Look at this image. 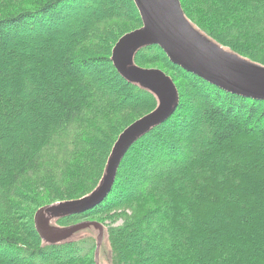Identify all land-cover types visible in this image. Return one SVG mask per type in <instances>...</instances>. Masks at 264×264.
Wrapping results in <instances>:
<instances>
[{"label":"trees","instance_id":"16d2710c","mask_svg":"<svg viewBox=\"0 0 264 264\" xmlns=\"http://www.w3.org/2000/svg\"><path fill=\"white\" fill-rule=\"evenodd\" d=\"M91 1L0 0V204L28 205L19 231L0 210V264H94L91 239L43 246L34 213L90 193L117 135L156 106L110 59L118 39L141 26L133 1ZM180 3L207 36L264 66V0ZM27 36L35 48L19 42ZM168 60L149 46L134 62L173 79L175 113L129 148L101 204L58 225L102 223L118 209L123 222L107 234L113 264H264V101ZM136 177L145 190L129 185ZM59 179L84 185L76 193Z\"/></svg>","mask_w":264,"mask_h":264},{"label":"water","instance_id":"95a60500","mask_svg":"<svg viewBox=\"0 0 264 264\" xmlns=\"http://www.w3.org/2000/svg\"><path fill=\"white\" fill-rule=\"evenodd\" d=\"M141 26L118 39L111 49V63L128 83L152 95L156 106L130 123L111 148L104 172L95 188L73 200L58 201L34 213L35 229L43 246L64 245L85 239L94 241V264H113L108 229L95 220L67 226L58 221L91 211L111 193L116 172L128 152L140 138L168 120L179 105V93L173 79L160 69L138 66L136 54L149 46H158L168 61L186 72L228 93L264 101V66L246 59L202 32L182 11L180 0H132Z\"/></svg>","mask_w":264,"mask_h":264},{"label":"rangeland","instance_id":"374dc122","mask_svg":"<svg viewBox=\"0 0 264 264\" xmlns=\"http://www.w3.org/2000/svg\"><path fill=\"white\" fill-rule=\"evenodd\" d=\"M97 1H101V3H102V0H97ZM96 1V2H97ZM91 2H94V0H92ZM96 2H94V3H96ZM93 3V4H94ZM102 5H105V4H102ZM70 8H71V6H70ZM69 8V9H70ZM79 19V15H77V13L76 14H72L67 20H66V22H65V24H72V23H74L75 21H77ZM123 23V22H122ZM128 26V25H127ZM36 40V38L34 39V37L32 36H27V37H23V38H21L20 39V41L19 42H21V43H23V45H24V47H26L27 49H28V46L29 47H31L32 49L33 48H35L36 47V44H37V42L35 41ZM114 47V46H113ZM29 50V49H28ZM27 50V51H28ZM163 52V51H162ZM164 53V52H163ZM22 54V53H21ZM165 54V53H164ZM23 56L25 55V54H22ZM165 56H166V54H165ZM166 58L168 59V57L166 56ZM145 68H147V69H151V68H154V69H159V68H157V67H155V66H150V67H145ZM125 80V79H124ZM126 81V80H125ZM127 82V81H126ZM177 88V87H176ZM177 90H178V88H177ZM179 92V91H178ZM188 98H191L190 100H193V103H194V106L196 107V109H199L200 111H201V109H203L202 108V106H203V104H202V102L199 100V98H198V96H196L195 94H193L192 92H190V95L188 96ZM156 103V102H155ZM193 114V112L191 113V115ZM146 115V114H145ZM144 116V115H143ZM140 118V117H139ZM139 118H137V119H139ZM136 120V119H135ZM134 120V121H135ZM133 121V122H134ZM137 121V120H136ZM132 122V123H133ZM129 125H130V123H129ZM166 131V130H165ZM176 137H179V136H176ZM127 172V170L126 171H124V173L128 176V174L126 173ZM125 175V176H126ZM124 176V177H125ZM135 179V180H134ZM131 180H134V181H131V184L129 183V185H131L132 187H134L135 186V184H139V186L137 187V191H143V190H145L146 188V186H141L140 184L142 183V180H144V179H140L139 177H136V178H131ZM72 182V183H71ZM56 183L59 185V186H63L64 188H66V189H73L76 193L77 192H79L80 191V189L81 188H83V187H81V186H83L84 185V183H82V184H80V182L78 181H71L70 179H59V180H56ZM77 184V185H76ZM133 191H135V188L133 189ZM45 193V194H44ZM52 192H50V193H47V192H43V194H42V197L43 198H45V197H47V198H50V194H51ZM18 203V205H17V207L15 208V211H8V209H7V207L5 206V204H0V210H1V212L4 214V215H7L10 219H12V217H16V218H13V219H15V221L12 223L13 224V226L12 227H14L15 229H17V231H19V229H20V227H18V226H22L23 224H24V218L23 217H21L24 213H26L27 211L25 210V208L28 206L27 204H25L24 202H17ZM24 211H26V212H24ZM117 212L115 213L114 211H112L110 214H107V215H105L104 216V218H102L101 219V221H102V223L101 224H104L105 226H106V228H108V226L109 225H113V226H115V225H119L121 222H123V220H121V219H119V211H118V209L116 210ZM122 212V211H121ZM127 212H129V211H127ZM99 217H101V215L99 216ZM98 217V218H99ZM97 220V217L96 218H82V219H79L78 221H76V222H74V223H72V224H75V223H78V222H80V221H84V220ZM17 228H16V227Z\"/></svg>","mask_w":264,"mask_h":264}]
</instances>
